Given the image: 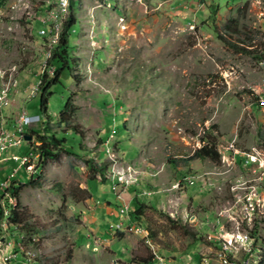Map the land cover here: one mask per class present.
<instances>
[{"label": "rangeland", "instance_id": "1", "mask_svg": "<svg viewBox=\"0 0 264 264\" xmlns=\"http://www.w3.org/2000/svg\"><path fill=\"white\" fill-rule=\"evenodd\" d=\"M52 1L0 0V66H18L6 114L21 105L41 114V97H27L49 50L37 18ZM73 1L74 77L63 74L48 106L55 119L70 100L86 137L78 150L80 138L64 134L69 150L77 151L48 161L38 184L20 192L29 227L22 229L19 258L36 261L12 264H143L139 259L155 252L166 264H202L203 257L218 264L206 234L216 210L243 193L232 190L241 182L261 183L264 191V0ZM226 23L239 30L234 38L226 36L237 47L215 32L222 33ZM202 139L216 142L212 157L187 167L168 162L193 154ZM28 147L26 140L6 155H23ZM87 159L110 163L103 175ZM18 165L9 160L0 166V181ZM129 166L144 181L146 208L128 226L125 213L117 218L98 211L99 225L116 230L104 239L89 229L90 215L97 199L117 204L116 191L122 192V213L129 190L115 191L112 171ZM29 178L24 166L14 174L20 182ZM238 221L243 230L244 220ZM118 222L120 228L111 227ZM256 248L264 256V219Z\"/></svg>", "mask_w": 264, "mask_h": 264}, {"label": "built area", "instance_id": "2", "mask_svg": "<svg viewBox=\"0 0 264 264\" xmlns=\"http://www.w3.org/2000/svg\"><path fill=\"white\" fill-rule=\"evenodd\" d=\"M56 7L51 6L46 9L39 18L41 19L43 25L39 30L40 34H44V31L48 28V22L50 21L53 10ZM55 70V66L49 67L47 71ZM44 75H40L39 80L35 85V92L30 93L32 99L35 98L39 90H37V83L41 81ZM3 87V86H2ZM9 107V104H3V97H0V145H2V152L0 153V166L9 161L14 160L18 162V167L4 180L0 181V264H12L13 261L23 260V262H28L25 258H19V248H14V234H10L8 230V212L10 211L11 204H14V198L17 194L13 189V183L19 186L20 182L14 179V174L19 170L20 167L24 166L30 176L35 172V162L40 161V156H33L31 152V147L25 154H11L6 155L8 151L13 148L19 147L27 139L26 134L30 135V130L39 129L43 117L39 113L34 114V126H27V114H32L30 112H23L22 105L20 109L17 110V125H9L6 122V113L3 111L4 108ZM113 137V134L110 135ZM31 142L34 140H27ZM111 139L108 137L104 142L109 145ZM234 163H236V155H233ZM245 159V158H244ZM248 162L249 160H246ZM133 184V178H125L123 176H118V180L114 185V189L117 190L122 188L123 191ZM119 194V193H118ZM122 199V192L118 195ZM255 201L264 202V191L262 188L251 189L246 195H236L228 207L219 208L216 210L214 217L210 223L212 231L206 233L208 240L214 244L216 250V260L218 264H245V260L248 259V253L250 252L251 242L256 239L257 227H260V221L264 218H253V210L255 209ZM130 209V202L124 204L121 208L122 214L128 216ZM237 220H244V229L242 239H235L233 235L234 222ZM20 226L21 224H17ZM112 228H117L118 223ZM91 237V234H88ZM39 240V238H38ZM97 242V241H95ZM240 244L248 245V253L246 258H235V251H238ZM226 245H234V253L226 252ZM36 256V255H34ZM212 259L204 258L202 264H212ZM156 264V259H155Z\"/></svg>", "mask_w": 264, "mask_h": 264}, {"label": "trees", "instance_id": "3", "mask_svg": "<svg viewBox=\"0 0 264 264\" xmlns=\"http://www.w3.org/2000/svg\"><path fill=\"white\" fill-rule=\"evenodd\" d=\"M75 2L70 0V12L66 19L63 21L61 36L58 43L55 45L51 59L49 60L50 65L55 66L53 73H45L42 77V83L40 85L38 95L40 98V113L45 116L40 129L30 130V135L34 140L29 142L31 149H37L40 152V165L36 168L35 172L30 176L29 180L24 183H19L17 187L13 183V189L16 191L18 199V208L14 210V216L11 220V224L17 225L21 224L20 229L25 230L29 227L27 213L24 210H20V192L27 185H37L38 178L42 175L43 166L50 160H58L62 152H67L69 154H74V151H70L67 147V138L64 134H72L80 138L81 142L79 149H82V142L85 139V132L81 129L80 125L75 120V113L71 110L70 100L67 102L65 109L60 113L55 119L51 116L49 111L48 97L52 95L50 90L56 84H62V76L65 72H68L70 77L73 78V67L76 64L75 59L72 56V50L70 46V34L73 29V26L77 22V17L73 7ZM215 18V17H214ZM221 30L222 33L215 31L224 42L232 44L235 46L234 42H229L226 36L234 38L239 33L236 25H231L226 23ZM237 47V46H235ZM239 50L251 53L249 49L240 48ZM258 98V97H257ZM125 127V126H124ZM203 140V146L199 149H196L193 154L184 156V157H172L168 159L170 164H173L175 167L184 166L187 167L190 162L196 159L209 158L216 153V142L213 139ZM37 142H40L39 144ZM102 142H100L101 144ZM76 154V153H75ZM89 165L91 166L94 172H100L104 175L105 171L108 169L110 161H100L99 163L93 161L92 159H87ZM105 179V178H104ZM102 179V180H104ZM187 182V181H185ZM180 185H183L180 182ZM133 206V210L131 208ZM146 208L145 203H143L138 197H134L130 202V215L134 219H141L143 216V211ZM140 263L143 264H155L154 254L151 257L139 259ZM201 261V260H199ZM198 261V262H199Z\"/></svg>", "mask_w": 264, "mask_h": 264}, {"label": "bare ground", "instance_id": "4", "mask_svg": "<svg viewBox=\"0 0 264 264\" xmlns=\"http://www.w3.org/2000/svg\"><path fill=\"white\" fill-rule=\"evenodd\" d=\"M52 4H54V6L56 7L53 10V13L50 18L52 20L48 22V28L44 31V34H42L48 40L47 45L49 47V50L47 52L45 62L42 64V67H41V75H44L45 73H48V74L52 73V71H47L49 67H53L52 65L49 64V60L52 57L55 45L60 40L63 21L66 19L70 11V6H69L70 0H53ZM56 13L60 14L61 19L56 18ZM17 72H18V66L16 64L12 65L8 69H4L0 66V97H3V104L11 105L12 103L11 90H12V86H15L17 84V77H16ZM41 83H42V78H41V81L37 83V90L40 89ZM35 85L30 89V93L35 92ZM17 90L19 89H16V91ZM30 93L27 97V100L32 99V96ZM22 110L23 112H28V109L25 106H22ZM16 116H17V113L15 112L12 114H6V122L9 125H17ZM33 122H34V114H27V126H30ZM37 143L39 144L40 142H37ZM111 151L112 150L110 149V152ZM1 152H2V145H0V153ZM31 152L33 156H40V152L37 149H31ZM253 162L257 163L259 161L253 160ZM39 165H40V161H36L35 170ZM136 172L137 170L133 168L132 166H129L128 168H125L123 170L122 169L116 170L114 168V170L112 171V177L115 180H118L119 175L125 178H133V184H134L140 180L139 179L140 177L138 176ZM184 180H189L192 182L191 178L186 179L185 177ZM180 182L181 181L178 182L177 186L180 185ZM239 188L241 190L243 189V193L242 194L240 193V195H246L247 193L250 192L251 189L261 188V183H258V182L250 183L248 181L243 182V183L241 182L237 186H233L232 190L236 191ZM148 193H151V192H148ZM236 195H239V194H236ZM262 204H264L262 201H255V209L253 210V218L264 217V209H262L263 207ZM17 208H18V199H17V195H15L14 204H11L10 211L8 212V230L10 234H14V248L23 249L25 234L21 229L19 231V226L11 224V220L14 216V210ZM234 226L235 228L233 227V235L235 239H242L243 230L240 227V222L237 220V225H234ZM226 252L234 253V245H226ZM247 253H248V245L240 244L238 251H235V258H246ZM154 256H155L157 264H166L165 258L159 255L157 252L154 253ZM198 264H201V263H198ZM245 264H264V256L262 255L261 251L258 248H256V239L251 242L250 252L248 253V259L245 260Z\"/></svg>", "mask_w": 264, "mask_h": 264}, {"label": "crops", "instance_id": "5", "mask_svg": "<svg viewBox=\"0 0 264 264\" xmlns=\"http://www.w3.org/2000/svg\"><path fill=\"white\" fill-rule=\"evenodd\" d=\"M44 8H45V5H44ZM44 8H43V11H41V13L39 14L40 16L43 14ZM37 20H38V22L40 24V28H41L42 25H43V23H42V21H41V19L39 17L37 18ZM145 179H147V178H145ZM116 182H117V180L115 181V183ZM142 183H144L143 179L141 181H139V183L132 184V185H130V187H128L127 189H125V191L126 190H129L128 193H129L130 198H128V200H129L128 202H131V200L134 197H138L141 200V196L146 192L145 189H141L140 188V186H141ZM121 189L122 188H120V190ZM118 192L119 191H116V203L117 204H114V202L111 201L110 199H108V200L105 199V200H102V201L99 200V199H97L95 201V207L93 208L92 213L90 215V217L92 218V220L90 222V226L91 227H89V229H91V230H93L95 232H99L100 236H103L104 239H106L105 238V235L106 234L111 233L112 231H116V230H111V229H107V228L104 229V227H106V226L103 227V226H100L99 225L100 220H101L100 219L101 217L98 215V211L101 210L104 214H106L108 216H112V217L114 216V217H117V218L120 217V214H122V213H120V210L118 209V207L120 206V203H119L120 201L119 200L121 198L118 197ZM150 192H152V191H150ZM124 218H125V222H124L125 223V226H128V225H130L131 223L134 222V218L131 215L130 216H126L125 215ZM121 225H122V223L121 222L120 223L118 222L117 229L120 228ZM89 229L86 230V234L87 235L89 234V231H88ZM25 258L29 262L36 261L35 259H29L26 256H25ZM13 262L20 263L19 261H13Z\"/></svg>", "mask_w": 264, "mask_h": 264}, {"label": "water", "instance_id": "6", "mask_svg": "<svg viewBox=\"0 0 264 264\" xmlns=\"http://www.w3.org/2000/svg\"><path fill=\"white\" fill-rule=\"evenodd\" d=\"M25 138H26L27 140H32V136L29 135V134H26V135H25Z\"/></svg>", "mask_w": 264, "mask_h": 264}]
</instances>
